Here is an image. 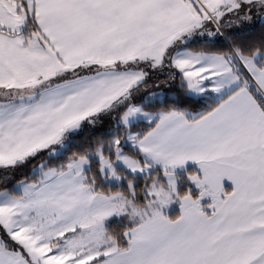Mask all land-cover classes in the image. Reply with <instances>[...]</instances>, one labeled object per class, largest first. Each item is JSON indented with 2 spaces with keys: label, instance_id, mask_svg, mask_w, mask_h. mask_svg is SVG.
<instances>
[{
  "label": "snow or ice",
  "instance_id": "1",
  "mask_svg": "<svg viewBox=\"0 0 264 264\" xmlns=\"http://www.w3.org/2000/svg\"><path fill=\"white\" fill-rule=\"evenodd\" d=\"M0 264H264V0H0Z\"/></svg>",
  "mask_w": 264,
  "mask_h": 264
},
{
  "label": "crops",
  "instance_id": "2",
  "mask_svg": "<svg viewBox=\"0 0 264 264\" xmlns=\"http://www.w3.org/2000/svg\"><path fill=\"white\" fill-rule=\"evenodd\" d=\"M187 167H188V169H190V168L195 169L196 172L199 171V170H198V167H197L195 164H193V163H189V164L187 165ZM224 187H225L226 190L230 191L231 188H232V185H231L230 182H228L227 180H225V181H224ZM208 203H210V200H209V199H205L204 201H202V204H205V205H206V204H208ZM172 210H174V208H171V209L169 210V212H171ZM178 210H179V209H178Z\"/></svg>",
  "mask_w": 264,
  "mask_h": 264
},
{
  "label": "trees",
  "instance_id": "3",
  "mask_svg": "<svg viewBox=\"0 0 264 264\" xmlns=\"http://www.w3.org/2000/svg\"><path fill=\"white\" fill-rule=\"evenodd\" d=\"M189 171H195V169L190 168L188 169ZM179 212L178 208H175L174 210H172L171 212H169V215H175Z\"/></svg>",
  "mask_w": 264,
  "mask_h": 264
},
{
  "label": "rangeland",
  "instance_id": "4",
  "mask_svg": "<svg viewBox=\"0 0 264 264\" xmlns=\"http://www.w3.org/2000/svg\"><path fill=\"white\" fill-rule=\"evenodd\" d=\"M171 208H174V209H175V208H178V206H176V205H173ZM178 209H179V208H178Z\"/></svg>",
  "mask_w": 264,
  "mask_h": 264
}]
</instances>
